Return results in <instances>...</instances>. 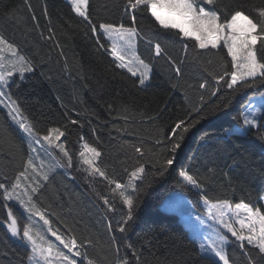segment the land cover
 <instances>
[{"label": "snow or ice", "instance_id": "1", "mask_svg": "<svg viewBox=\"0 0 264 264\" xmlns=\"http://www.w3.org/2000/svg\"><path fill=\"white\" fill-rule=\"evenodd\" d=\"M67 4L94 38L97 51L102 50L112 58L111 64L121 70L122 79L125 71L130 78H135L131 83L138 90L148 86L159 61L163 60L169 73L174 74L169 76L173 92L179 91L184 96L185 115L156 128L157 134L151 138L154 147L146 148V138L128 129L137 117L139 123L159 124L166 106L150 114L146 109L135 110L129 102L118 105L105 102L102 107L107 115L124 122L123 125L111 124L109 136L113 132L135 136L134 140L121 141L126 160L134 159L135 163L131 168L124 167L129 177L127 182H118L109 176L102 162H98L102 156L98 146L89 144L82 135L76 159L66 147V138L70 135L67 124L51 126L43 132L37 127L38 118L29 115L21 103V84L29 78L26 74L39 70L44 58L38 49L29 53L0 34V110L4 113V119L0 120V158L14 159L17 153L21 155L20 167L11 178L6 171L0 173V228L4 230L6 242L11 239L23 249L17 253V260H9L7 264H264V203L253 207L242 200L233 207V202L226 197L214 201L208 195L213 188L244 190L228 172L215 165L207 167L203 173H193L190 167L178 172V183L189 191L195 190L206 209V216L198 214L196 219L208 231L202 235L201 229H189L195 260L186 258L190 256L188 252L177 257L171 250V260L167 256L161 258L153 251L151 231L142 232L136 241L130 239L136 229L141 196L168 174L188 133L202 121L229 110L247 89L264 87V6L253 5L246 11L245 6L240 5L229 12L228 6L219 4L218 0H115L111 7L121 11V22L115 23L99 16L93 18L89 0H67ZM103 10L107 11L108 6ZM14 12L15 9L7 11L6 16L11 18ZM44 15L48 17L47 9ZM149 16L151 32L146 33L141 21L148 20ZM32 19L37 18L33 15ZM176 38L194 41V44H182L183 56L179 60L167 52V42ZM140 41L146 43L149 59L137 52ZM212 49H226L227 57L231 58L230 62L220 58V71H210L207 65L212 61L201 59ZM59 55L64 56L62 50ZM187 64H191L197 77L194 84L184 80ZM64 69L68 71L66 58ZM64 115L69 113L65 111ZM236 118L237 125L226 130L225 142L232 137L251 135L264 141V92L247 95ZM69 123L85 127L83 122L70 116ZM87 124L99 143L98 132L109 127V120L92 112ZM215 151L225 152L226 148L219 144ZM238 163L234 160L230 167ZM57 169H63V174L73 179V171L85 175L89 188L103 202L106 239L97 236L95 240L91 237L78 240L66 224V231L54 226L53 213L43 206L41 198L53 185L59 174ZM258 178L264 181V168L260 169ZM98 179L106 181L111 197L96 189ZM116 198L123 205L122 209L117 208ZM257 199L264 202V191ZM185 203L191 213V204L186 200ZM230 243L239 248V259L230 256ZM89 248L95 249L97 255L92 256ZM4 255L10 253L0 248V256Z\"/></svg>", "mask_w": 264, "mask_h": 264}, {"label": "trees", "instance_id": "2", "mask_svg": "<svg viewBox=\"0 0 264 264\" xmlns=\"http://www.w3.org/2000/svg\"><path fill=\"white\" fill-rule=\"evenodd\" d=\"M114 2L115 0H89L93 18L99 16L102 20L121 22L120 9L111 7ZM218 2L228 6L229 12L240 5H244L246 11L250 10L253 5L264 6V0H218ZM106 6H108V10L104 11ZM12 9H15V12L9 18L6 16V12ZM45 9H47L48 17L44 15ZM33 15L36 16V20L32 19ZM149 20H151L150 16L148 20L141 21L146 33L151 32ZM68 21L71 23L69 24ZM125 22L127 23L126 19ZM50 28L51 32H49ZM0 34L25 48L29 53L38 49L40 56L44 58L39 70L33 74H26L29 78L21 84V103L29 115L34 119L38 118L37 127L43 132L48 127L67 124L70 135L66 138V147L76 159H78V153L81 150L80 137L82 135L89 144L98 146L102 152L98 162H102V166L106 168L109 176L118 182H127L129 177L124 171V167L131 168L135 163L134 159L126 160L125 153L121 149V141L134 140L135 136H121L115 132L109 136L111 124L123 125L124 122L109 117L102 105L105 102L116 105L120 102H129L135 110L146 109L150 114L166 106L163 119L159 124L139 123L140 118L137 117L128 129L130 133H136L146 138V148L154 147L151 144V138L157 134L156 128L160 125H169L185 115L184 96L179 91L173 92L169 76L174 74L169 73L163 60L159 61L154 76L146 88L138 90L133 87L131 79L135 78H130V74L125 71L123 73L125 78L122 79L119 75L121 70L111 64L112 58L102 50L97 51L94 38L88 34L87 29L80 22V18L70 11L66 0H0ZM49 36H52L53 39H47ZM184 43L194 44V41H181L178 38L168 41V54L179 60L183 56L181 46ZM56 44H59L60 47L57 48ZM257 47H260L259 43ZM61 50L64 53L63 57L59 55ZM138 53L142 58H150L144 41L138 42ZM191 53L192 49L190 48L189 55ZM221 57L230 62L231 58L227 57L226 49L223 51L220 49L209 50L201 59L212 61L210 65H207L210 71H220ZM65 58L68 71L64 69ZM114 76L115 78H113ZM196 79L191 64H187L184 80L194 84ZM105 81H107L106 84ZM100 85H104V87L101 88ZM261 92H264V87L247 89L229 110L202 121L196 129L188 133L168 174L159 178L147 190L146 194L141 196L137 209L136 229L130 236L132 241H136L142 232L151 231L153 251H156L161 258L167 256L171 260L172 256L169 251L171 250L172 253L177 254V257L188 252L190 256L186 258L196 259L195 253L191 251L192 244L185 223L179 216L168 214L161 209L169 194L181 192L190 197L197 207L199 215L205 212V209L202 208V200L196 191H189L182 183H178L180 179L178 172L181 168L190 167L193 173H203L207 167L215 165L222 171L228 172L235 181L243 186L244 190H240V187H237L235 191L223 187L213 188L208 192V195L214 201L226 197L233 204L244 200L250 206H261L263 202L257 199V195L264 191V181L258 178L260 169L264 168V141L255 135L232 137L226 142L224 140L226 130L237 125L236 117L246 96ZM192 95L195 101V94ZM65 111L69 113L68 116L64 115ZM92 112H97L101 117L109 120V127L98 132L99 143L87 124ZM69 116L83 122L85 127L71 125ZM3 119L4 113L0 110V120ZM205 134L207 135L205 136ZM219 144H223L226 148L225 152L216 153L215 150ZM24 146L26 148V145ZM234 160L239 161L238 165L230 167ZM121 161L126 162L122 165ZM20 163L21 155L19 153L15 155L14 159L0 158V173L6 171L11 178L20 167ZM57 172L59 174L55 176L53 185L41 198L43 206L53 213L51 218L54 221V226L60 227L61 231H66L64 227L66 224L72 228V232L78 240L87 237L95 240L97 236L106 239L108 235L105 231L107 221L103 219V202L98 200L95 193L89 188L85 175L73 171L72 175L75 177L73 179L64 175L63 169H57ZM96 189L103 195L111 197L106 181L98 179ZM114 202L117 208H123L118 198ZM124 210L126 211V209ZM57 215L60 219H57ZM109 215L112 214L109 213ZM4 237V230L0 228V248L6 249L10 253V255L0 256V264H7L9 260H17L19 258L17 253L23 251L15 241L9 239L6 242ZM231 239L234 240V238ZM88 251L92 256L97 255L95 249L89 248ZM228 251L234 259H239L240 250L234 244L228 245Z\"/></svg>", "mask_w": 264, "mask_h": 264}, {"label": "rangeland", "instance_id": "3", "mask_svg": "<svg viewBox=\"0 0 264 264\" xmlns=\"http://www.w3.org/2000/svg\"><path fill=\"white\" fill-rule=\"evenodd\" d=\"M67 2V0H66ZM205 7H208L205 5ZM137 52H138V47H137ZM64 140V137L61 138ZM138 183V182H137ZM185 200L187 201L188 204H191L193 211L189 213L187 209V204L185 203ZM264 203V202H263ZM234 207V204H233ZM204 208V206H202ZM162 211L168 213V214H173L177 215L181 218V220L185 223V226L189 232L190 235V227L193 229H201V234L203 235L204 232L208 231V229L203 228L199 222L196 219V216L198 215V209L190 199V197L184 193L181 192H173L169 194L166 199L164 200L162 206H161ZM205 209V208H204ZM22 211V210H21ZM200 215H205L206 216V209L205 212H203ZM187 216L192 217L190 220H185ZM210 223V221H209ZM42 224V221L40 222ZM239 227V225H236ZM230 236V234H228ZM53 241H55L54 237H50ZM57 245H59V242L56 241ZM61 248L63 247L62 245H59ZM65 252L67 251L66 249L64 250Z\"/></svg>", "mask_w": 264, "mask_h": 264}, {"label": "bare ground", "instance_id": "4", "mask_svg": "<svg viewBox=\"0 0 264 264\" xmlns=\"http://www.w3.org/2000/svg\"><path fill=\"white\" fill-rule=\"evenodd\" d=\"M192 217H190V216H187L186 218H185V220H190Z\"/></svg>", "mask_w": 264, "mask_h": 264}]
</instances>
